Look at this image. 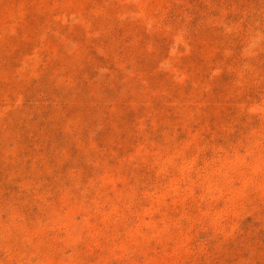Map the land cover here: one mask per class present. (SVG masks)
<instances>
[{
    "label": "rangeland",
    "instance_id": "374dc122",
    "mask_svg": "<svg viewBox=\"0 0 264 264\" xmlns=\"http://www.w3.org/2000/svg\"><path fill=\"white\" fill-rule=\"evenodd\" d=\"M59 1L41 6L72 47L86 22ZM109 4L122 41L136 28L143 45L164 44L159 109L143 113L128 155L101 170L88 158L79 183L28 188L0 176V264H264V0ZM38 29L18 74L49 63L48 30ZM11 107L0 104V161L15 155L2 142Z\"/></svg>",
    "mask_w": 264,
    "mask_h": 264
},
{
    "label": "trees",
    "instance_id": "16d2710c",
    "mask_svg": "<svg viewBox=\"0 0 264 264\" xmlns=\"http://www.w3.org/2000/svg\"><path fill=\"white\" fill-rule=\"evenodd\" d=\"M45 1L0 0L4 44L0 47V104L17 106L4 114L7 137L2 142L15 155L1 157L0 176L9 179L11 175L16 185L28 188L49 183L67 186L73 178L79 183L78 176L83 179L93 168L88 158L95 157L97 170H101L104 162L110 166L117 155L121 159L128 155L135 126L145 111L159 109L161 91L168 87L157 66L164 44L154 40L151 46L143 45L136 28L132 30L135 37L122 41L123 30L111 0H92L96 9L88 0L59 1L76 3L88 27L72 31L78 38L82 34L81 39L68 38L72 47L56 38L63 34L57 32L48 9L41 6ZM13 19L18 24L11 35L7 27ZM37 29L48 30L49 63L35 73L18 74L17 59L25 54ZM90 32L97 33L101 43L88 39ZM195 53L187 59H194ZM117 59L129 63L131 78L116 69L120 66ZM48 173L52 178L48 179ZM6 187L12 188L7 182Z\"/></svg>",
    "mask_w": 264,
    "mask_h": 264
}]
</instances>
